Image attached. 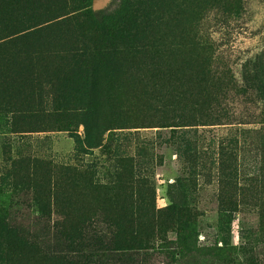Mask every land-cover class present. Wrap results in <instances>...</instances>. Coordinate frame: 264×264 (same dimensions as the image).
<instances>
[{
	"label": "rangeland",
	"instance_id": "rangeland-1",
	"mask_svg": "<svg viewBox=\"0 0 264 264\" xmlns=\"http://www.w3.org/2000/svg\"><path fill=\"white\" fill-rule=\"evenodd\" d=\"M123 3L92 0L85 11L102 31ZM55 7L56 20H76L53 29L40 55L0 48L4 226L46 252L79 238L72 261L113 264V236L171 206L195 216L189 252L169 231L153 238L156 252L121 260L264 264V103L241 84L247 65L264 69V0H156L154 31H136L138 59L90 56L84 68L68 53L77 43L94 54L83 11ZM229 195L235 211L219 222ZM243 243L248 254L233 255Z\"/></svg>",
	"mask_w": 264,
	"mask_h": 264
},
{
	"label": "trees",
	"instance_id": "trees-1",
	"mask_svg": "<svg viewBox=\"0 0 264 264\" xmlns=\"http://www.w3.org/2000/svg\"><path fill=\"white\" fill-rule=\"evenodd\" d=\"M57 1L0 0V48L6 50L9 53L7 55L12 54L15 57L26 54L40 55L42 48L48 43V35L53 29L76 20V17L56 20L61 16L54 12ZM91 1L70 0L77 5L79 11H83V14L80 15L83 21L79 27L92 35V52L94 53L89 55L86 50L78 47L77 43H70L68 53L72 55L73 64L76 66L80 64L84 68L90 56L95 58L99 64H102L105 59L111 58L138 59L135 56L138 45L136 31L141 26H144L149 32L154 31V21H151L149 11L155 5L156 0H124L113 18V28L110 26L102 31L98 27H93L94 19L85 11ZM62 40L60 38L57 42L60 43ZM149 47L154 49L150 50L152 53L156 52V44L152 43ZM257 65L249 64L245 67L241 84L246 90H253L264 103V69H258ZM227 169L230 168L221 165L220 170L223 173ZM224 177L227 178L228 190H232L233 174L227 173ZM231 196L229 195L227 200L223 198L219 201V222L226 220L229 213L235 211V202L229 199ZM158 214L161 215L157 216ZM158 214L141 215L134 219L132 228L119 233L120 238L113 236L115 245L113 251L119 252V255H113L115 257L113 264H126V261L119 258L121 256H132L142 251L156 252V247L151 244L153 238L161 239L162 235L164 239L165 233L169 231L175 234L179 251L181 253L189 252L188 244L196 236L195 216L171 206ZM260 220L261 232L264 233V215ZM58 234L62 235L61 232ZM66 239L67 241L64 240L67 244H64L68 250L46 252L37 247L30 237L25 236L16 228L4 226L3 220H0V264H102L98 260H88L84 257L72 261L74 255L70 254L68 245H78L80 239L69 237ZM248 248L249 246L243 243L239 246V252L232 254L245 257L248 254ZM222 251L226 252L225 249ZM77 254L75 253V255ZM227 256L229 257L231 254L229 253ZM225 264H231V261L226 260Z\"/></svg>",
	"mask_w": 264,
	"mask_h": 264
}]
</instances>
